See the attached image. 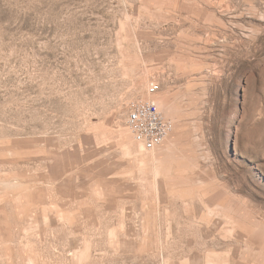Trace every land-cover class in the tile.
<instances>
[{
    "label": "rangeland",
    "instance_id": "1",
    "mask_svg": "<svg viewBox=\"0 0 264 264\" xmlns=\"http://www.w3.org/2000/svg\"><path fill=\"white\" fill-rule=\"evenodd\" d=\"M0 264H264V0H0Z\"/></svg>",
    "mask_w": 264,
    "mask_h": 264
},
{
    "label": "built area",
    "instance_id": "2",
    "mask_svg": "<svg viewBox=\"0 0 264 264\" xmlns=\"http://www.w3.org/2000/svg\"><path fill=\"white\" fill-rule=\"evenodd\" d=\"M160 90L157 83L148 89L149 98L135 103L128 114V126L134 140L147 151L164 144L174 129V122L166 117L154 100Z\"/></svg>",
    "mask_w": 264,
    "mask_h": 264
},
{
    "label": "bare ground",
    "instance_id": "3",
    "mask_svg": "<svg viewBox=\"0 0 264 264\" xmlns=\"http://www.w3.org/2000/svg\"><path fill=\"white\" fill-rule=\"evenodd\" d=\"M157 103H158V101H157ZM158 105H159V103H158ZM159 107H160V105H159ZM161 108V107H160Z\"/></svg>",
    "mask_w": 264,
    "mask_h": 264
}]
</instances>
